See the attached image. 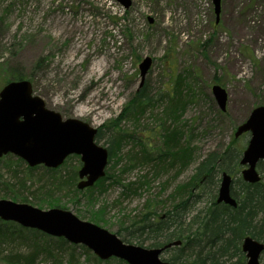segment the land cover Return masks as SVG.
<instances>
[{
	"label": "rangeland",
	"instance_id": "rangeland-1",
	"mask_svg": "<svg viewBox=\"0 0 264 264\" xmlns=\"http://www.w3.org/2000/svg\"><path fill=\"white\" fill-rule=\"evenodd\" d=\"M145 56L152 63L142 86L154 103L139 118L128 113L120 117L139 88L138 65ZM100 60L99 70L91 72ZM15 72L30 81L33 94L47 108L63 119L76 118L96 128L99 145L108 149L116 132L126 133L129 137L109 153L106 171L119 176L122 184L134 185L129 190L105 179L92 190L77 192L73 187L82 163L79 155L48 168L29 167L18 156L6 154L0 157V198L14 200L4 195L15 194L42 209L48 206L37 201L55 200L81 219L95 222L89 216H96L104 221L96 224L111 232L119 229L123 236V227L154 203L158 215L171 208V196L191 181L198 159L211 151L220 153L229 144L243 149L247 143L249 132L234 137V131L264 101V0H221L217 21L212 0H131L127 8L116 0H0V88ZM214 83L226 89L225 110L212 95ZM174 96L180 97L182 107L165 126L179 131L178 145L189 149L185 160L173 165L170 160L162 165L129 162L141 143L153 152L161 150L157 118L163 117L165 104ZM87 100L98 115L80 113ZM263 168L259 165L264 173ZM232 178L231 186L237 188ZM219 180L220 174H215V185L209 188L215 195ZM209 198H192L189 216L205 208ZM10 223L15 232L3 237L0 264L9 253L29 252L30 240L49 248L60 244L61 237L15 222L3 227ZM62 248L58 264H127L114 257L99 260L84 245L66 240ZM169 253L161 257L166 260ZM260 262L264 264V251ZM57 263L39 252L34 264Z\"/></svg>",
	"mask_w": 264,
	"mask_h": 264
},
{
	"label": "water",
	"instance_id": "water-1",
	"mask_svg": "<svg viewBox=\"0 0 264 264\" xmlns=\"http://www.w3.org/2000/svg\"><path fill=\"white\" fill-rule=\"evenodd\" d=\"M116 1L126 8L131 4V0ZM212 2L217 21L221 0ZM151 63L150 56L140 61L139 87ZM211 92L218 107L225 110L226 89L214 83ZM245 132H249L250 136L239 159L243 166L240 173L244 181L256 183L264 179V174L258 168V163L264 160V104L252 108L247 118L236 127L234 136ZM96 133L97 129L88 123L76 118L63 119L59 112L47 108L43 99L33 94L29 80H11L0 88V157L13 154L30 167L43 165L56 168L68 155L77 154L82 163L77 171L76 187L84 189L105 175L108 163L109 151L95 141ZM230 183V174L222 172L216 202L236 207L237 201L230 194ZM0 219L51 236L63 237L73 244H82L100 260L116 257L128 264H169L161 259L160 254L172 245L181 244V240H174L161 247L125 243L115 233L80 219L65 208L54 206L42 209L6 198H0ZM240 247L246 264H261L264 242L245 235Z\"/></svg>",
	"mask_w": 264,
	"mask_h": 264
},
{
	"label": "trees",
	"instance_id": "trees-1",
	"mask_svg": "<svg viewBox=\"0 0 264 264\" xmlns=\"http://www.w3.org/2000/svg\"><path fill=\"white\" fill-rule=\"evenodd\" d=\"M22 78L18 72H15L14 75L7 77L5 81ZM177 96H179V92ZM177 96L169 97L170 103L165 104L163 117L158 116L157 118L160 122L159 125H161L159 131L163 143L161 150L158 148V152H156V149L153 152L145 143H141L140 152L131 153L128 157L129 162L130 160L156 161L158 165H162L170 160L169 164L173 165L177 161L183 162L185 160L189 149L187 146L184 148L178 145L177 141L181 138L179 131L176 127L165 126L166 120L172 118L175 110L179 111L182 107V104L179 103L180 97L177 99ZM153 103V98L144 92V87L141 85L136 94L128 101L120 117H125L128 113L134 118H139V113L141 114ZM260 104H264V101L258 105ZM100 135L99 133L97 137H100ZM126 137H129L126 133L116 132L115 136L109 141V153H113V147L118 149ZM148 138L151 139V137ZM241 149L229 144L220 153L217 151L207 153L203 158L196 161L191 181L183 184L178 190L179 194L175 197L171 196L172 206L164 215H158V205L154 203L145 213L133 217L123 227L126 229V233H122L123 236L119 229L115 233L126 243L145 247H160L174 240H181V244L170 246L163 251V254L170 252L166 258L170 264H246L240 247L242 238L245 235H250L264 242V181L248 183L242 180L238 162ZM260 165L264 167V163ZM123 171L125 170L123 169ZM223 171L235 177L234 183L237 184V188L231 186L230 192L237 201L236 207L216 203L215 194L209 189L211 185H215L213 176L221 174ZM120 173H122V170ZM105 179H110L129 190L134 185V182L122 184L119 176H113L107 171L104 177L99 178L94 185L104 182ZM73 189L79 191L77 188L73 187ZM84 190L89 191L92 189L89 187ZM202 194L212 195L213 198H209L208 205L205 208L199 209L189 216L192 198L198 199ZM4 196H9L19 202L27 199L15 194ZM197 199H194L195 203ZM37 204L48 207H62L55 200H50L45 204L37 201ZM89 217L95 222H104L98 220L94 215ZM82 218L86 217L83 216ZM7 223L8 221L0 219V245L4 240L3 237L15 232V229L11 227V223L10 226L3 227V224ZM34 243L36 242L30 240L29 244L31 245L27 253L7 254L3 259L5 264H34L39 252L51 255L56 263L61 260L62 245L65 243L64 238H60V244L57 247L49 248L37 245L36 247L33 245Z\"/></svg>",
	"mask_w": 264,
	"mask_h": 264
},
{
	"label": "bare ground",
	"instance_id": "bare-ground-1",
	"mask_svg": "<svg viewBox=\"0 0 264 264\" xmlns=\"http://www.w3.org/2000/svg\"><path fill=\"white\" fill-rule=\"evenodd\" d=\"M101 62H102L101 60H100L99 62H95V64H93L92 67H91V72H97V71L99 70V68L101 67ZM94 66H96L97 69L94 68ZM90 103H91V102H90L89 100L85 101V102H84V106L81 107V108L79 109L80 113H82V114L93 113L94 116H95V115H98V113L96 112L97 107L94 106V105L91 106ZM99 105H100L101 107L103 106V105L100 104V103H99ZM94 118H95V117H94ZM210 197L213 198L212 195H211Z\"/></svg>",
	"mask_w": 264,
	"mask_h": 264
}]
</instances>
